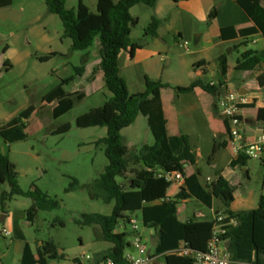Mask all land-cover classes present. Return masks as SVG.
<instances>
[{
	"label": "rangeland",
	"instance_id": "374dc122",
	"mask_svg": "<svg viewBox=\"0 0 264 264\" xmlns=\"http://www.w3.org/2000/svg\"><path fill=\"white\" fill-rule=\"evenodd\" d=\"M65 1L69 10H77L79 0ZM97 1L84 0V4L92 12H96ZM230 2L237 6L235 2L231 0ZM220 6L221 4L217 2L215 7L219 9ZM153 12L152 8L144 5L136 6L132 11L133 17L141 19L133 30L131 37L133 42L153 44L154 38H144L145 30L153 19ZM216 19H209L205 24H200V32L207 33ZM63 35V23L57 15L48 10L46 0H13L12 6L0 10V129L30 106L39 109L38 115L31 121L28 138L8 146L0 136V152L9 155L11 162L16 165L19 184L24 191L36 186L60 203V208L57 210L40 211L34 224L27 221V211L32 206L31 199L15 198L5 209L0 204V264H21L23 255L21 249L24 246L23 242L14 238L13 232L8 237L1 234L4 214L9 215L11 221L18 220L26 241L35 253L38 244L53 241L59 254L55 264H93L98 255L107 253L113 247L112 243L102 240L100 227L77 223L84 215L110 216L115 207L114 202L105 204L92 197L93 184L109 165L103 147L96 145V142L107 137V128L80 126L83 115L102 106L112 96L105 88L102 74L101 79L94 85L86 77L76 75V68L82 65L85 69L88 67L87 75H91L92 63L101 59L100 41L97 38L88 51L75 52L72 51V40L64 38ZM165 41L170 50L163 52L161 56H155L152 62L138 60L134 63H130L131 61L123 63L121 75L126 78L131 94L146 90L145 77L170 86L167 93L169 103L177 94L175 88L190 86V75L193 71L192 66L188 64L191 56L187 53V48L190 51L198 49L196 38L177 43L176 38L170 36L166 37ZM233 45L231 43L224 47L226 54L231 55V62L234 64L240 58V52L237 49L231 54ZM6 47L9 50L4 53ZM248 49L259 50L260 46L248 44ZM53 52L58 53L59 56L48 62L39 60ZM166 55H169V59L161 60L162 56ZM6 63L11 65L9 71L5 68ZM74 76L75 81L68 85L63 83L66 92L72 95L84 91L88 95L82 101L75 102L70 113L55 119L52 108L44 105V99L52 89L62 84L63 80ZM214 77L216 80L220 79V75L216 74ZM248 77L253 79L251 74ZM208 79L212 78L209 76ZM230 85L231 90L236 92L237 88L242 86V80L237 77L232 78ZM93 88L94 92L91 96L90 90ZM177 96L181 102L188 99V95L177 94ZM73 100L74 98H71V101ZM39 123L44 125L43 130H38ZM66 124H70L71 128L56 131ZM122 136L124 144L132 153H136L143 145L155 144L147 119L143 116H139L134 125L124 130ZM193 139L201 149L202 157L197 166H188V171L192 173L200 170L203 182L208 177L214 178L217 171H223L227 175L231 170L232 160L229 151L221 150L216 159L218 168L209 166L214 143L218 141L209 126L206 127L205 132L201 131L198 136H193ZM234 176L232 184L236 189L237 198L235 210L257 209L260 196L264 193L262 161L249 159L246 170L238 169ZM73 180L80 183L81 189L67 192ZM130 180L131 177L119 182L128 187ZM182 187V184L174 183L168 192L169 199L179 203L180 220L187 223L201 212L202 216L196 218V221H204L206 216L212 214L211 210L188 195L184 196L190 201L184 202ZM9 191L8 184L0 189L1 193ZM219 206L217 205V208ZM132 217L136 219L140 233L144 236V244L148 250H152L153 245L148 239L150 230L143 227L140 213L133 214ZM117 232H126L127 242L130 245L134 243L135 234L130 222L121 221Z\"/></svg>",
	"mask_w": 264,
	"mask_h": 264
},
{
	"label": "trees",
	"instance_id": "16d2710c",
	"mask_svg": "<svg viewBox=\"0 0 264 264\" xmlns=\"http://www.w3.org/2000/svg\"><path fill=\"white\" fill-rule=\"evenodd\" d=\"M162 0H98L97 11L92 12L79 0L77 10H69L65 0H46L48 10L57 15L64 27V38L72 40V51H88L96 39L100 41V64L94 69L92 77L103 74L105 88L112 94L109 101L115 112L110 120L103 121L101 126L107 128V137L96 142L98 147H103L109 160L105 172L92 186V197L105 204L115 203L112 215L99 214L84 215L78 224L83 226H98L101 229L102 240L110 242L113 247L105 254L96 257L95 262L103 263L113 259L119 264H127L126 253L130 249L126 232H117L121 221L130 222L133 214L140 213L142 225L147 230L156 232L157 242L155 254L162 257L166 264H195L192 257L179 256L174 251L185 246L196 252H206L207 245L214 228L213 221L189 220L182 222L179 218L178 202L168 197V192L173 183L168 182L164 173L181 172L185 178L182 187L183 196L188 194L197 202L208 209H212L214 201L218 200L224 208V213L236 218L237 225L228 228L223 235V241L231 254L232 264H264V193L260 196L257 209L249 211L232 212L231 206L235 201V188L223 176L210 184L204 185L201 181L200 170L190 173L188 166L197 165V154L192 145L191 137L182 135L173 137L169 135L168 121L166 119L161 93L170 86L160 81L145 78L146 90L142 93L131 94L127 83L120 75L119 59L123 53L134 58L138 50L144 49L142 42H133L131 35L139 25V19L131 15V10L139 5L155 8ZM174 3L190 0H171ZM237 7L243 11L253 23L251 29L245 30L244 38L255 34H264V0H237ZM13 5V0H0V10ZM219 17V10L211 12L209 19ZM160 22L153 18L145 30L146 38L158 36ZM222 38L228 39L226 30H222ZM248 46V42H244ZM8 51L6 47L4 53ZM59 56L53 52L41 57V62H48ZM264 54L246 51L242 55L237 69L243 72L255 70L263 61ZM205 63L199 62L194 69L203 71L206 75ZM217 67L220 75L218 85H211L206 79H199L188 87L175 88L177 94L194 93L197 89L212 95L215 99L213 110L218 115V98L221 90L227 84L228 58L223 56L218 59ZM7 71L11 69L9 63L5 64ZM85 66L76 68V75L82 77ZM68 80L66 84L73 81ZM264 86V74L258 78ZM67 95L64 85L60 84L52 89L45 97L48 104L60 101ZM244 110L253 109L254 106L246 105ZM73 109V102L66 100L53 110L55 119L65 115ZM35 112V107L30 106L25 111L13 117L0 129V136L9 146L27 139L25 133L27 121ZM143 116L147 119L148 127L154 136V145H143L136 153L124 144L122 132L135 124L137 118ZM255 122L264 128V109L256 112ZM227 134L229 123L226 120ZM221 146H215L213 155H216ZM249 158L241 155L231 163V167H246ZM131 177L128 187L119 180ZM8 184L9 192H0V204L3 209L15 198L24 197L32 200V206L27 211V221L34 224L40 211H54L60 208L57 199L50 197L38 187L34 186L29 191H24L19 184L17 167L11 162L9 155L0 152V189ZM81 185L73 180L67 192L77 191ZM185 197V196H184ZM183 197V198H184ZM163 201L162 203H156ZM14 238L24 243L21 264H40V259L58 260V248L53 241L43 242L33 251L31 245L14 219ZM77 263H79L77 261ZM80 264V263H79Z\"/></svg>",
	"mask_w": 264,
	"mask_h": 264
},
{
	"label": "crops",
	"instance_id": "0c3cea01",
	"mask_svg": "<svg viewBox=\"0 0 264 264\" xmlns=\"http://www.w3.org/2000/svg\"><path fill=\"white\" fill-rule=\"evenodd\" d=\"M113 1L115 3H118L115 0ZM231 1L236 3L237 0H231ZM217 2L221 4V6L218 9L219 17L212 23L213 25L207 33H201L199 30L200 24H205L209 20V16L212 10L217 5ZM134 9L135 7L131 10V13ZM153 11L154 12L152 18H156L160 22L158 36L154 38L153 44H149L150 43L149 42L147 43V45H145L144 49L138 50L135 53L134 58H130L127 53L121 55L119 59L120 75L122 73L123 63H128L129 61H131L130 63H134L135 61L138 60L144 62H152L155 56L157 55L161 56L163 52H168L170 48L167 42L165 41L166 37H170V36L175 37L177 43L183 40L191 41L192 38L195 37L198 49H196L195 51H190L187 48V53H189L191 56L188 64L189 66H192V71H193L192 74L190 75L191 84L199 79H206L209 82L218 85L219 78L216 80L214 77L216 74L219 76L217 61L219 58L226 56L228 58V67H229L228 75H227V84L224 87V90L222 88L221 94H223L224 91L226 90L232 91L230 88L231 86L230 82L232 78L234 79L237 77V79L238 78L241 79L242 86H239L236 91L239 93H243V95L248 100V105L254 106L253 109L244 111L245 136L249 141H255L261 136H263L264 128L261 124L255 122V118H256L257 110L264 109V86H262L258 81V78L264 74V58L262 63L255 70L251 72L239 71L237 67L239 62H242V55L246 51H254L257 53L264 54V34L259 33V34L247 36V39H245L242 33L247 29H251L253 27V23L249 20L247 15L243 11H241L237 6L233 5L230 2V0H190V1H182L179 3H174L171 0H162L158 2L155 8H153ZM135 18H138L140 23L141 21L140 17H135ZM222 30H226L228 39L225 40L222 38ZM211 36H213V39H211ZM246 41L248 42V44L260 46V49L259 50L248 49V46H244V42ZM231 43L234 44L231 54L235 52V50L237 49L240 52V58L237 59L234 64L231 62V55L226 54L225 52L226 47H224L225 45ZM162 57L163 58H161V60L165 59V61H167L169 59V55ZM100 62L101 59L92 63L90 76L87 75L88 67H86L85 73L82 76V77H86V79L93 85L98 80L101 79L100 78L101 73H99L95 78L92 77L94 69L100 64ZM199 62H204L206 64L205 65L206 75L203 73V71L201 70L197 71L194 69V65ZM250 74L253 76V79H249L248 75ZM209 76L212 78L211 80L208 79ZM121 77L124 78V80L127 83L126 78L123 77L122 75ZM72 78H74L73 81L76 80L75 76L71 77L69 79L63 80L62 85L63 83H65V85H68L69 83L66 84V82ZM254 79H256V81H254ZM127 87L129 89L128 83H127ZM169 88L163 89L161 93L163 109L166 119L168 121L169 135L173 137H178L182 135L190 136L192 145L197 154V164H198V161L202 157V154H201V149L197 146V143L194 142L193 136L194 137L198 136L199 132L201 131L205 132L206 127L209 126V129L214 133V137L218 140L215 141L213 148H215V146H221V149L216 155L212 154L210 158L209 166L213 168H218L216 159L220 155L221 150H226L231 153L232 155L231 163L233 161H236L238 158L235 155L234 150L229 143V136L227 134V129H226V119L220 113L219 110H218V115H215L214 113L213 110V106L215 103L214 97L204 92L201 89H197L194 93L180 94V95H188V99L185 100L184 102H181L180 98L176 94V96L173 97L171 103H169L167 101V97H168L167 93ZM93 92H94V88L90 90L91 96L93 95L92 94ZM133 94H137V93H133ZM87 95L88 94L85 93L84 91H80V92L78 91L72 95L67 93V95L60 101H57L52 104H48L45 102L44 105H47V107H50L52 108V110H54V108L59 104H61L62 102L66 100L71 101V98H74L73 100L74 102L71 101L73 102V108H74L75 102L82 101L84 97H86ZM111 95L113 96L112 93ZM220 97L218 98L217 104H219ZM110 99L107 100V102L102 106L96 107L92 109L90 113H86V115H83L80 126L102 127L101 124L103 121L110 120L112 117H114L115 112L113 111L112 107L109 104ZM71 111H69L68 113H70ZM38 113H39V109L35 108V112L27 121L28 126L25 131V133L27 134V138H28V130L30 128L31 121L36 115H38ZM68 113H66L65 115H67ZM77 124H79V122H77ZM38 128H39L38 130H43L45 127L42 123H39ZM68 128H71L70 124H66L61 128H58L56 131H60ZM231 163H230V167H231ZM262 165L264 166V159L262 160ZM246 167H240V166H237L235 168L231 167V170L228 172L227 175H225L223 171H217L215 174L216 176L214 178L208 177L206 181L203 182L201 177V181L204 185H207L215 181L218 178V175H221L227 181H229L231 185L234 187V185L232 184V180L235 178L234 176L235 171L241 168L242 169L244 168L246 170ZM208 180L210 181L208 182ZM186 195L188 194H185V196ZM183 201L189 202L190 200L184 197ZM236 201L237 198L235 192V201L230 209L234 213L241 212L235 210L234 208ZM217 205L220 206L217 208ZM222 209H224L223 205L218 200H215L213 208L210 209L212 214L210 216H206L204 221H212L218 212L224 213V210ZM200 216H202V213L198 212L190 220H197L196 218ZM2 224H3V229H7L11 233L12 232L14 233V219L13 221H11L9 215L4 214V219L2 221ZM148 239L153 245V249L149 251L152 254H155V245L157 242L156 232L150 230V235ZM41 244L37 245V249L40 247ZM23 248L21 249V247L19 246V250L20 249L22 250L21 251L22 254H23ZM130 251L132 254H136L133 248H131ZM95 259L93 262H95ZM39 261L40 264H55L54 262L57 260L40 259ZM153 263L166 264L164 258L158 256H156L155 261Z\"/></svg>",
	"mask_w": 264,
	"mask_h": 264
},
{
	"label": "built area",
	"instance_id": "2783aa9c",
	"mask_svg": "<svg viewBox=\"0 0 264 264\" xmlns=\"http://www.w3.org/2000/svg\"><path fill=\"white\" fill-rule=\"evenodd\" d=\"M211 85H216L211 83ZM248 105L247 98L239 92L226 90L219 99V111L229 123V143L232 146L235 155L239 158L241 155L247 156L249 159H264V135L255 141H249L245 136V122L243 106ZM163 176L168 182L180 183L184 185L185 178L181 172L164 173ZM210 180H208L209 182ZM158 201L156 203H162ZM214 228L211 239L208 242L206 252H196L185 246H182L174 253L179 256L192 257L195 264H232L231 254L226 247V242L223 241V235L231 226L237 225L236 218L230 217L223 212H218L214 219ZM135 241L130 245L136 254L131 251L126 253L127 264H153L155 254H152L144 244V236L140 233V228L134 217L131 218ZM4 236H10L12 233L3 229L1 232ZM102 264H119L113 259H107Z\"/></svg>",
	"mask_w": 264,
	"mask_h": 264
},
{
	"label": "water",
	"instance_id": "95a60500",
	"mask_svg": "<svg viewBox=\"0 0 264 264\" xmlns=\"http://www.w3.org/2000/svg\"><path fill=\"white\" fill-rule=\"evenodd\" d=\"M243 95V93H241Z\"/></svg>",
	"mask_w": 264,
	"mask_h": 264
}]
</instances>
